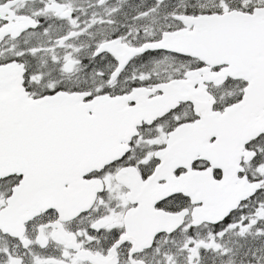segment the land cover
Instances as JSON below:
<instances>
[{
  "label": "snow or ice",
  "instance_id": "obj_1",
  "mask_svg": "<svg viewBox=\"0 0 264 264\" xmlns=\"http://www.w3.org/2000/svg\"><path fill=\"white\" fill-rule=\"evenodd\" d=\"M0 264H264V0H0Z\"/></svg>",
  "mask_w": 264,
  "mask_h": 264
}]
</instances>
